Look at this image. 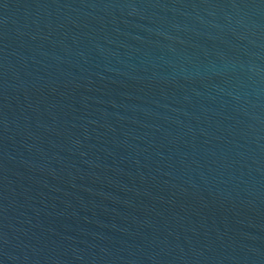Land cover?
I'll list each match as a JSON object with an SVG mask.
<instances>
[{
	"label": "water",
	"instance_id": "water-1",
	"mask_svg": "<svg viewBox=\"0 0 264 264\" xmlns=\"http://www.w3.org/2000/svg\"><path fill=\"white\" fill-rule=\"evenodd\" d=\"M0 264H264V0H0Z\"/></svg>",
	"mask_w": 264,
	"mask_h": 264
}]
</instances>
